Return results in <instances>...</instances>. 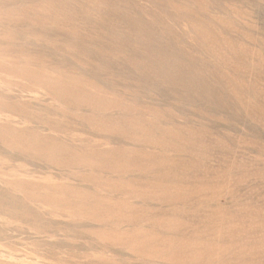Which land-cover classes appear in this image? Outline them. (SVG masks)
I'll list each match as a JSON object with an SVG mask.
<instances>
[{"label": "rangeland", "instance_id": "1", "mask_svg": "<svg viewBox=\"0 0 264 264\" xmlns=\"http://www.w3.org/2000/svg\"><path fill=\"white\" fill-rule=\"evenodd\" d=\"M0 264H264V0H0Z\"/></svg>", "mask_w": 264, "mask_h": 264}]
</instances>
